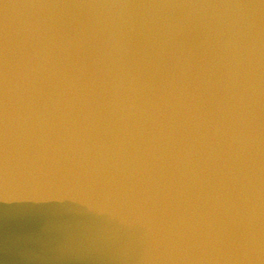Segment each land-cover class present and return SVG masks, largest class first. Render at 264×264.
I'll return each instance as SVG.
<instances>
[{"label": "water", "instance_id": "water-1", "mask_svg": "<svg viewBox=\"0 0 264 264\" xmlns=\"http://www.w3.org/2000/svg\"><path fill=\"white\" fill-rule=\"evenodd\" d=\"M0 264H264V0H0Z\"/></svg>", "mask_w": 264, "mask_h": 264}]
</instances>
